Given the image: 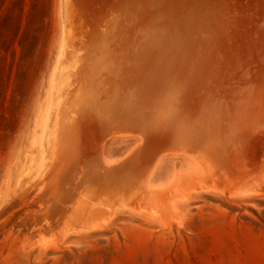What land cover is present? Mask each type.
I'll use <instances>...</instances> for the list:
<instances>
[{
    "label": "rangeland",
    "instance_id": "obj_1",
    "mask_svg": "<svg viewBox=\"0 0 264 264\" xmlns=\"http://www.w3.org/2000/svg\"><path fill=\"white\" fill-rule=\"evenodd\" d=\"M133 1L0 0V264H264L263 78L240 86L235 76H210L183 100L169 85L154 91L176 104L160 115L177 128L183 120L179 139L190 152L161 156L137 181L141 168L112 175L132 165L139 131L122 127L100 148L92 139L100 106L111 103L123 72L132 91L142 85L135 69L140 44L124 35L102 37L94 59H82L78 15L88 10L101 24ZM183 1L220 3L239 24L252 11L262 23L264 0ZM249 65L264 77V63ZM142 98L147 104L154 95ZM175 108L181 116L174 121ZM79 113L94 116V126L84 141L73 132L70 140L79 149L91 141L97 165L82 173L65 159L63 168H53ZM192 117L195 125L186 129ZM256 125V132L244 131ZM127 181L135 182L117 192Z\"/></svg>",
    "mask_w": 264,
    "mask_h": 264
},
{
    "label": "bare ground",
    "instance_id": "obj_2",
    "mask_svg": "<svg viewBox=\"0 0 264 264\" xmlns=\"http://www.w3.org/2000/svg\"><path fill=\"white\" fill-rule=\"evenodd\" d=\"M82 2L84 3V1ZM129 4L123 12L116 15H106L105 19L103 17L104 20L101 24L96 22L95 15L91 16V13L88 14V10H81L79 12L80 15H78L77 30L81 39L82 59H94L93 50L97 47L102 37H113V35L114 37L115 35L121 37L124 35L123 38L121 37L122 39L126 41L135 40L140 44L139 49L136 51L135 59L137 61L135 60V69L139 77L138 81L142 80V85L132 91L133 82L130 79L129 82L123 80L125 74L129 75L126 73L127 71L123 72L118 89L113 90L108 96L111 103L114 100L117 102L114 103V107L111 103L105 102L108 105V109H106V105L100 106V120L97 122L94 135L92 136V139L96 141L95 143L100 148L107 134L117 132L122 127L132 131H139L142 143L134 150L132 165L130 166L126 163L127 169L122 165L123 167L112 175L115 176V174L126 170L132 176L135 173H139L141 168L140 175L134 178L137 181L138 178L142 179L144 177L143 175L146 171L161 156L176 154L180 151L190 152L180 143L179 139L182 136L180 132H184L183 120L179 122L181 128L179 124L177 128L175 123L170 124L163 121V117L160 114H164V111H171L172 106L176 104L172 102V106H170L165 101L164 95L157 96L155 92L158 88L169 85L170 89L173 90L171 94H177L183 100L186 96H195V90H197L198 86L210 83L207 78L210 76H214V79L219 80L235 76V81H238L241 84H239L240 86L244 83L248 84V82L250 85V81L255 78L264 79V77L260 76L259 68L256 69L255 65H249L255 60L258 63H264V9L259 11L258 16V18H261L262 23L250 31V29L239 28V21L228 19L225 16L224 7L220 3L214 4L213 7H202L183 0L175 3L172 0H134ZM191 5L194 9L192 8L189 12V18L184 21L183 14L185 9ZM252 13L250 11L245 15L244 24L253 22L252 26L256 25V19L253 20L251 17ZM245 19L249 22H246ZM119 28H122V33ZM246 37L252 38V40L244 42L243 39ZM90 60L88 71L92 65ZM150 69H156V71L152 73ZM85 78L86 75L83 78L84 81H86ZM234 87L237 86L233 85L232 88ZM83 91H86L85 88H83ZM149 94L154 95L155 101L151 100L147 104H142L146 102L142 97ZM129 96H131V99H129ZM133 106L137 107V109L130 111ZM175 110L172 112L174 121L178 120V116H181V113L176 108ZM140 111L142 113L145 112V115L134 116ZM82 116L80 113L76 116L74 115L73 117L76 118V121H79L77 117H80V122L66 127L65 131L70 135H64L66 142L61 144V148H59L62 157L60 160H55L53 168L57 169L59 167L61 169V164L65 162V159L68 160V166L79 167L82 173L92 170L94 165H97L94 160L97 153H95V147L91 141L83 142L87 147L83 145L79 149L76 146V139L80 138L84 141V137H87V130L94 126L93 120L90 121V119L95 118L94 116L88 120L85 119L86 114ZM82 118L85 123L82 122ZM190 119H188L189 122L186 129H189L194 124V117ZM246 126L244 128L245 132L252 134L257 131V125L252 130L251 127L246 130ZM72 132L76 135V138H74L76 142L72 141ZM227 137L225 135L223 139L224 143L228 144L229 140ZM233 140H238L237 136L233 137ZM80 144H82V140ZM67 148L71 149L70 152ZM50 154L53 155V153ZM131 157L129 158L131 159ZM96 160L98 159L96 158ZM85 161L89 162V169L84 168L83 162ZM43 178L45 180V177ZM135 181L125 182L120 186L119 189L121 190L117 192H123L122 189L125 190Z\"/></svg>",
    "mask_w": 264,
    "mask_h": 264
},
{
    "label": "water",
    "instance_id": "obj_3",
    "mask_svg": "<svg viewBox=\"0 0 264 264\" xmlns=\"http://www.w3.org/2000/svg\"><path fill=\"white\" fill-rule=\"evenodd\" d=\"M65 2H66V0H65ZM67 3V2H66ZM241 25H243V27L242 26H238L239 28H241V29H243V28H249L250 29V31H252V30H254L255 29V27L257 26V25H253L252 26V24H253V22H249V23H240ZM245 30H248V29H245Z\"/></svg>",
    "mask_w": 264,
    "mask_h": 264
}]
</instances>
